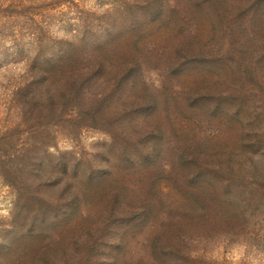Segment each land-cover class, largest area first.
<instances>
[{
  "label": "trees",
  "instance_id": "trees-1",
  "mask_svg": "<svg viewBox=\"0 0 264 264\" xmlns=\"http://www.w3.org/2000/svg\"><path fill=\"white\" fill-rule=\"evenodd\" d=\"M232 1L196 0L173 12L193 21L189 8L204 16L218 15V5L226 6L233 40L240 41L244 55L254 56L251 59L264 79V0H245L234 8ZM138 2L139 6H124L121 23L91 46L108 55L87 58L83 73L65 68L61 81L66 85L61 88L54 80L42 91L35 88L41 78L31 83L32 101L39 111L54 108L59 99L70 102L75 97H88L86 104L96 122L93 127L105 133L109 142L100 150L105 165L85 169L83 178L78 171L80 161L73 163L65 155L51 167L49 176L37 175L34 168L32 176L40 179L22 186L30 195L18 205L11 229L3 235L0 264H213L203 257L213 239L230 242L248 236L239 222V216L247 219L249 207L239 199V153L207 137L177 135L164 94L147 90L142 63L145 52L154 50L149 49L152 44L144 42L146 28L171 14L164 0ZM190 27L177 24L183 40L178 42L179 53L187 62L178 61L172 71L176 65L173 58L169 70L161 69L162 76L171 81L185 66H196L204 53L185 44L192 39ZM257 38L260 45L255 44ZM161 50L159 57L171 54L168 49ZM86 88H93V92L88 95ZM203 92H181L180 97L187 102L182 107L186 118H197L208 128L214 111L204 106L209 104L210 94ZM54 179L62 181L58 198L54 190L47 189ZM163 185L172 189L171 194L162 190ZM93 197L99 211H94ZM83 205H88L89 212L85 213ZM78 217L87 223L74 226L82 229L81 236L76 234L75 238L71 233L68 243L63 236L60 244L55 238L48 241L50 230ZM88 223L91 228L99 227L102 240ZM153 230L157 231L154 235ZM95 242L101 247H94Z\"/></svg>",
  "mask_w": 264,
  "mask_h": 264
},
{
  "label": "rangeland",
  "instance_id": "rangeland-1",
  "mask_svg": "<svg viewBox=\"0 0 264 264\" xmlns=\"http://www.w3.org/2000/svg\"><path fill=\"white\" fill-rule=\"evenodd\" d=\"M138 1L0 0V242L11 229L10 222L18 205L30 195L22 186L25 188L27 183L34 182V168L38 169L37 175L49 176L51 167L59 164L65 155L73 163L80 161L78 171L83 178L85 169L105 165L100 150L109 138L93 127L95 118L86 104L89 98L75 97L70 102L59 99L54 108L39 111L34 108V92L29 87L41 78L35 85L38 90L42 91L53 80L61 88L66 85L61 81L65 68L83 73L84 66H88L87 58L108 55L102 48L96 51L91 46L121 23L124 6H139ZM164 1L170 18L161 23L154 21L145 32L144 42L152 44L149 49L154 50L145 52L142 63L147 90L158 96L164 94L166 111L177 135L207 137L239 153L236 168L239 175L235 174L239 177V199L245 207L249 205L247 219L246 215V220L239 216L248 236H239L230 242L213 239L203 257L213 264H264V79L251 59L254 56L244 55L240 41L233 40L232 21L226 6L218 5L221 9L218 15L206 13L204 16L195 15V9L189 8L187 12L193 19L189 21L173 11L196 0ZM244 2L234 0L230 4L234 8ZM177 24L191 26L192 39L185 44L204 53L197 57L196 66L191 69L182 66L184 70L171 81L162 76L161 69L169 70L173 60L176 65L172 71L176 70L178 61L187 62L179 53L178 44L183 40L178 36ZM257 40L261 39L255 41L260 45ZM161 49H168L171 54L159 57L157 53ZM86 90L88 95L93 92V88ZM197 90L210 94L209 104H204L214 111L208 118V128L197 118H186L183 113L182 107L187 102L180 93ZM41 105L46 104L41 102ZM52 181L51 188L47 189L54 190L58 198L62 181ZM78 182L84 190L81 181ZM164 186L162 190L171 194L172 189ZM91 202L94 211H99L98 201L93 197ZM82 208L85 213L89 212L88 205ZM83 222L85 218L78 217L57 230H50L48 241L55 238L56 244H60L63 236L68 243L71 233L75 238L76 234L81 236L82 229L74 226ZM91 229L102 240L99 227ZM153 232L154 235L157 231ZM40 242L44 243L42 239ZM98 243L94 247H101Z\"/></svg>",
  "mask_w": 264,
  "mask_h": 264
}]
</instances>
